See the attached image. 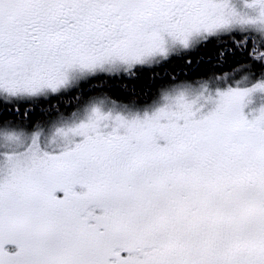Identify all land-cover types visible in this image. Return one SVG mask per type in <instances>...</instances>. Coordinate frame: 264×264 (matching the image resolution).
Listing matches in <instances>:
<instances>
[{
    "label": "snow or ice",
    "instance_id": "6c2138e0",
    "mask_svg": "<svg viewBox=\"0 0 264 264\" xmlns=\"http://www.w3.org/2000/svg\"><path fill=\"white\" fill-rule=\"evenodd\" d=\"M0 264H264V0H0Z\"/></svg>",
    "mask_w": 264,
    "mask_h": 264
},
{
    "label": "trees",
    "instance_id": "16d2710c",
    "mask_svg": "<svg viewBox=\"0 0 264 264\" xmlns=\"http://www.w3.org/2000/svg\"><path fill=\"white\" fill-rule=\"evenodd\" d=\"M169 70H179L178 68H170Z\"/></svg>",
    "mask_w": 264,
    "mask_h": 264
}]
</instances>
